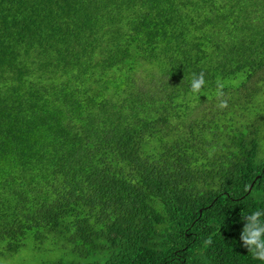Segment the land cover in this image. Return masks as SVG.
Masks as SVG:
<instances>
[{"label": "trees", "instance_id": "obj_1", "mask_svg": "<svg viewBox=\"0 0 264 264\" xmlns=\"http://www.w3.org/2000/svg\"><path fill=\"white\" fill-rule=\"evenodd\" d=\"M258 208L264 0H0V254L264 264Z\"/></svg>", "mask_w": 264, "mask_h": 264}, {"label": "clouds", "instance_id": "obj_2", "mask_svg": "<svg viewBox=\"0 0 264 264\" xmlns=\"http://www.w3.org/2000/svg\"><path fill=\"white\" fill-rule=\"evenodd\" d=\"M206 81L203 73H193L189 82V91L194 97H198ZM216 98L219 100L218 108L227 107V101L220 99L223 96V84L219 81L216 85ZM244 221L239 236L242 246L248 250L252 258L264 262V209H256L242 215ZM211 241H206L210 243Z\"/></svg>", "mask_w": 264, "mask_h": 264}, {"label": "rangeland", "instance_id": "obj_3", "mask_svg": "<svg viewBox=\"0 0 264 264\" xmlns=\"http://www.w3.org/2000/svg\"><path fill=\"white\" fill-rule=\"evenodd\" d=\"M48 245H42L36 249L33 242H27L18 252L11 255L0 254V264H41L42 262L80 260L76 255L65 249L57 248L48 250Z\"/></svg>", "mask_w": 264, "mask_h": 264}]
</instances>
